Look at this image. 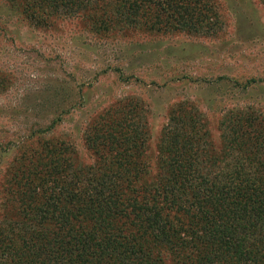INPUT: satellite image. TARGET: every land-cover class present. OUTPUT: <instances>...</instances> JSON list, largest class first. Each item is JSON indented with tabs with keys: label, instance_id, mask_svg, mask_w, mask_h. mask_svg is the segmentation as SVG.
I'll list each match as a JSON object with an SVG mask.
<instances>
[{
	"label": "trees",
	"instance_id": "16d2710c",
	"mask_svg": "<svg viewBox=\"0 0 264 264\" xmlns=\"http://www.w3.org/2000/svg\"><path fill=\"white\" fill-rule=\"evenodd\" d=\"M10 1L39 27L51 16L103 31L205 33L213 24L207 0ZM116 104L82 130L89 163L71 141L48 136L77 106L17 140L0 171V264H163L165 253L173 264H264V118L228 109L216 154L203 114L178 100L149 172L142 106Z\"/></svg>",
	"mask_w": 264,
	"mask_h": 264
},
{
	"label": "rangeland",
	"instance_id": "374dc122",
	"mask_svg": "<svg viewBox=\"0 0 264 264\" xmlns=\"http://www.w3.org/2000/svg\"><path fill=\"white\" fill-rule=\"evenodd\" d=\"M207 3L213 24L204 25V33L103 31L80 16H51L39 27L18 5L0 0V171L17 156V140L29 128L50 125L66 104L77 108L60 115L48 136L71 141L80 163L93 158L82 144L90 119L116 103L142 106L149 172L156 170L159 132L178 100L203 114L216 154L228 109L249 107L264 118V4ZM162 258L173 264L169 254Z\"/></svg>",
	"mask_w": 264,
	"mask_h": 264
}]
</instances>
